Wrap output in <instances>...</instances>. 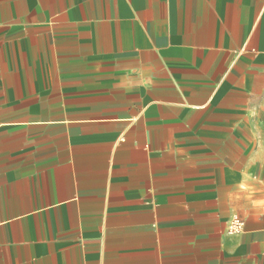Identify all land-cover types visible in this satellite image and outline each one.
I'll return each instance as SVG.
<instances>
[{
	"label": "crops",
	"instance_id": "0c3cea01",
	"mask_svg": "<svg viewBox=\"0 0 264 264\" xmlns=\"http://www.w3.org/2000/svg\"><path fill=\"white\" fill-rule=\"evenodd\" d=\"M0 264H264V0H0Z\"/></svg>",
	"mask_w": 264,
	"mask_h": 264
},
{
	"label": "built area",
	"instance_id": "2783aa9c",
	"mask_svg": "<svg viewBox=\"0 0 264 264\" xmlns=\"http://www.w3.org/2000/svg\"><path fill=\"white\" fill-rule=\"evenodd\" d=\"M244 221L237 215H232L228 225L227 233L230 235H238L243 231Z\"/></svg>",
	"mask_w": 264,
	"mask_h": 264
}]
</instances>
